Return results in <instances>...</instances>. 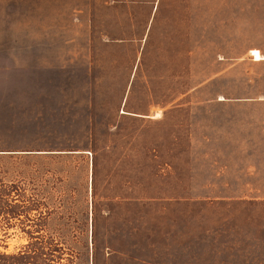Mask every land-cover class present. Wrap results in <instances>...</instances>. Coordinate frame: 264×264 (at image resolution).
<instances>
[{"label": "rangeland", "instance_id": "1", "mask_svg": "<svg viewBox=\"0 0 264 264\" xmlns=\"http://www.w3.org/2000/svg\"><path fill=\"white\" fill-rule=\"evenodd\" d=\"M88 5L92 52L68 31ZM194 17L195 0H12L0 264H264V104L219 100L264 90V65L204 52L196 73Z\"/></svg>", "mask_w": 264, "mask_h": 264}, {"label": "crops", "instance_id": "2", "mask_svg": "<svg viewBox=\"0 0 264 264\" xmlns=\"http://www.w3.org/2000/svg\"><path fill=\"white\" fill-rule=\"evenodd\" d=\"M145 3H149L146 1ZM250 8V7H249ZM90 7L84 6L74 18L73 28H69L75 38L82 35L89 43L86 45L88 52H92V42L96 33L95 19H92ZM154 10V11H153ZM214 9H205L203 0H195V17L193 40L195 42V72H201L204 52H226L227 71L245 63H252L257 67L264 65V59L255 60L252 52L259 51L264 57V1H257L248 12L243 15H235L234 5L226 7L225 15L215 14ZM154 6L150 21H147L146 35L139 40L149 43L151 23L154 21ZM187 15H185V19ZM119 19V18H118ZM149 20V19H148ZM59 22V21H58ZM12 0H0V52H10L12 40ZM182 35L187 37V30L184 28ZM19 32H22L19 28ZM97 32H100L99 30ZM101 33V32H100ZM70 39V34L67 33ZM144 40V41H143ZM137 42L138 38L133 39L123 35L115 36L113 43L116 48L122 49L129 44ZM222 46H221V45ZM149 45V44H148ZM147 45V50H148ZM221 46V47H220ZM146 43L136 48V52H145ZM218 56H222L219 53ZM223 57V56H222ZM248 71H245L247 73ZM250 72V71H249ZM251 75L254 72H250ZM255 78L258 80L257 72ZM201 80V78H200ZM202 82V80H201ZM202 83H198L195 89H199ZM221 101L232 102L234 104H264V90L259 89L256 95H241L219 98Z\"/></svg>", "mask_w": 264, "mask_h": 264}]
</instances>
